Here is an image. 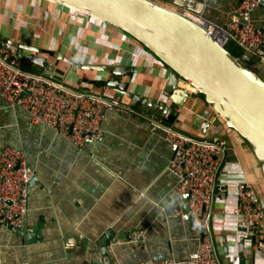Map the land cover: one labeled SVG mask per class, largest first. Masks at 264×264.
<instances>
[{
	"label": "crops",
	"instance_id": "0c3cea01",
	"mask_svg": "<svg viewBox=\"0 0 264 264\" xmlns=\"http://www.w3.org/2000/svg\"><path fill=\"white\" fill-rule=\"evenodd\" d=\"M152 1L181 13L188 9V0ZM240 1L193 0L190 11L225 25L247 20L239 13ZM250 19L264 29V8L260 5ZM0 38L18 53L22 47L23 55L46 59L43 67L30 70L96 91L114 88L109 81L128 83L129 94L157 102L137 105L125 95L121 107L106 113L102 138L79 148L0 95V151L24 149L35 173L22 227L0 224V264H98L108 234L109 257L121 264L183 259L195 252L191 221L182 217L188 197L179 194L177 178L168 170L172 150L165 127L194 138H225L230 147L225 178H246L264 191L248 143L181 79L178 87L189 95L176 107L177 115L170 113L174 106L165 88L172 70L120 29L49 0H0ZM92 66L118 68L119 75ZM160 105L167 106L165 113H158ZM236 192L233 187L213 205L217 257L222 264H240L243 250L246 264H264V252L253 250L246 228L234 217Z\"/></svg>",
	"mask_w": 264,
	"mask_h": 264
},
{
	"label": "built area",
	"instance_id": "2783aa9c",
	"mask_svg": "<svg viewBox=\"0 0 264 264\" xmlns=\"http://www.w3.org/2000/svg\"><path fill=\"white\" fill-rule=\"evenodd\" d=\"M260 2L241 0L238 10L248 21L225 25L192 14L193 0L187 1L184 14L212 32H223V42L234 41L255 63L264 65V29L250 19ZM255 63L252 67L259 70ZM24 65L17 50L0 38V95L9 105L24 107L35 124L51 128L79 148L102 138L106 113L123 105L125 92L118 88L96 91L71 86L65 78H53ZM164 130L172 150L168 170L177 178L179 194L190 195L182 217L191 221L192 236L198 241V247L183 259L163 258L136 264H222L216 254L212 231L213 205L216 199L227 197L233 187L237 190L233 211L237 224L246 228L253 250L264 252V198L249 179L229 182L225 178L228 141L221 136L190 137L172 126ZM34 176L24 149L5 146L0 151V224L11 229L22 227L29 210V183ZM97 263L121 264L102 255Z\"/></svg>",
	"mask_w": 264,
	"mask_h": 264
},
{
	"label": "water",
	"instance_id": "95a60500",
	"mask_svg": "<svg viewBox=\"0 0 264 264\" xmlns=\"http://www.w3.org/2000/svg\"><path fill=\"white\" fill-rule=\"evenodd\" d=\"M49 1L113 25L170 67L172 75L165 88V95L174 106L168 109L170 113L177 115L176 107L184 104L189 95L187 90L178 87L180 79L197 88L196 91L204 96L226 125L248 143L264 178V78L252 67L254 58L248 54L237 57L226 48L225 42L218 40L194 19L152 0ZM260 5L264 8V0ZM23 50L19 48V56L26 67L37 69V66L46 64L45 58L27 57ZM91 68L108 70L107 66ZM109 69L119 75L118 68ZM108 84L121 89L137 105H157L156 100L146 103L141 97L129 94L128 83L109 81ZM182 92V99H177L176 93ZM162 108L167 106L160 105L158 113H165ZM110 236L108 234L101 241L102 256H109ZM239 256L240 264H246L243 250L239 251Z\"/></svg>",
	"mask_w": 264,
	"mask_h": 264
},
{
	"label": "trees",
	"instance_id": "16d2710c",
	"mask_svg": "<svg viewBox=\"0 0 264 264\" xmlns=\"http://www.w3.org/2000/svg\"><path fill=\"white\" fill-rule=\"evenodd\" d=\"M226 48L237 57H241L244 53L243 50L234 41L228 42L226 44Z\"/></svg>",
	"mask_w": 264,
	"mask_h": 264
},
{
	"label": "bare ground",
	"instance_id": "6f19581e",
	"mask_svg": "<svg viewBox=\"0 0 264 264\" xmlns=\"http://www.w3.org/2000/svg\"><path fill=\"white\" fill-rule=\"evenodd\" d=\"M56 3V2H55ZM157 3V2H156ZM59 4V3H58ZM159 4V3H158ZM101 21V20H100ZM103 22V21H102ZM195 22L198 23V21L195 20ZM202 26V25H201ZM203 27V26H202ZM205 28V27H204ZM208 32H210L214 37H216L218 40H220L221 42H223V39H222V36H224V33L221 32V31H216V32H212L210 30L207 29ZM188 88H192L193 90H197V88L193 87L192 85L190 84H186Z\"/></svg>",
	"mask_w": 264,
	"mask_h": 264
},
{
	"label": "rangeland",
	"instance_id": "374dc122",
	"mask_svg": "<svg viewBox=\"0 0 264 264\" xmlns=\"http://www.w3.org/2000/svg\"><path fill=\"white\" fill-rule=\"evenodd\" d=\"M255 65H256V67L259 69L258 71H259V73H260V75L264 78V65L263 64H261V63H259L258 61H256V63H255ZM191 88V87H190ZM192 89V88H191ZM193 90V89H192ZM251 150V149H250ZM262 178V177H261ZM260 185H258L257 187H259ZM259 190H260V194H262V195H264V193H262V192H264L263 191V189H260L259 188ZM258 190V191H259Z\"/></svg>",
	"mask_w": 264,
	"mask_h": 264
}]
</instances>
